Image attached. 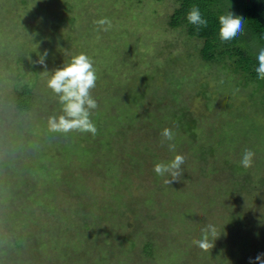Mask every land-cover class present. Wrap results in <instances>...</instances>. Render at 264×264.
Wrapping results in <instances>:
<instances>
[{"label":"rangeland","instance_id":"374dc122","mask_svg":"<svg viewBox=\"0 0 264 264\" xmlns=\"http://www.w3.org/2000/svg\"><path fill=\"white\" fill-rule=\"evenodd\" d=\"M182 2L194 3L0 0V264H249L264 253V87H242L228 57L202 60L201 41L169 26L186 22ZM196 2L216 22L239 15L232 0ZM105 17L112 27L98 31ZM257 46L244 48L257 57ZM45 51L46 68L35 63ZM80 53L97 71V133H51L62 106L47 81ZM177 154L183 176L165 184L154 165ZM209 224L220 236L205 252L193 242Z\"/></svg>","mask_w":264,"mask_h":264},{"label":"clouds","instance_id":"9594fccd","mask_svg":"<svg viewBox=\"0 0 264 264\" xmlns=\"http://www.w3.org/2000/svg\"><path fill=\"white\" fill-rule=\"evenodd\" d=\"M187 21L199 31L201 27H207L208 20L202 15L198 5L193 4L187 14ZM245 18L232 11L218 17V35L222 43L235 40L244 32ZM98 31L107 32L111 29L112 23L108 18H101L94 22ZM48 53L43 55L35 63L47 67L45 60ZM258 67L255 68L257 77L264 80V47H260L257 54ZM98 76L94 67L93 59L85 53L72 56L67 64L57 68L51 78L47 81V86L58 97L61 104L62 114L50 116L48 118V128L51 133L68 134L70 132L97 133V127L91 120L92 112L98 108L96 99L92 96V90L96 87ZM161 136L164 141H169L167 147L169 151L175 152L176 145L171 143L175 138V133L170 128H165ZM255 152L245 149L240 164L245 169L251 168L254 163ZM185 156L177 154L169 163H157L154 165V172L158 176H169L170 179L164 181L165 184L172 185L173 182H180L183 176L182 165L185 164ZM216 227L209 224L203 230L202 239L193 243L201 250L208 252L215 241L219 238ZM211 237V239H210ZM249 264H264V253L258 254L254 259L250 258Z\"/></svg>","mask_w":264,"mask_h":264},{"label":"trees","instance_id":"16d2710c","mask_svg":"<svg viewBox=\"0 0 264 264\" xmlns=\"http://www.w3.org/2000/svg\"><path fill=\"white\" fill-rule=\"evenodd\" d=\"M191 4L181 3V7L176 14L180 16H186L191 9L192 5H197L198 2L193 0ZM234 6L237 8L239 15L243 16L246 20L244 25V32L238 36L235 40L222 43L219 39L218 29L219 24L216 22L214 13L203 6L198 5L202 15L208 20L207 27H201L199 31L196 27L186 22H168L170 27L181 28L185 32L187 38H196L200 40L201 44L198 48L200 57L202 60L210 61L218 58H227L226 64L232 66L241 72L246 80L245 84H240L242 87L248 85L249 82H258L264 87V80H260L257 77L255 68L258 67L257 58L252 55L249 49L244 48L255 44L258 48L264 47V0H232ZM197 46V47H198ZM232 62V63H230ZM31 91L29 88H24L20 91H16V103L17 108L25 110L28 108L27 101L29 99Z\"/></svg>","mask_w":264,"mask_h":264}]
</instances>
